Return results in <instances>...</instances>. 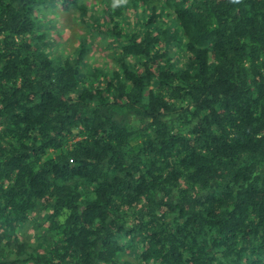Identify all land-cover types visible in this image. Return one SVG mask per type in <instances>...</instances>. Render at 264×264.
<instances>
[{"label": "trees", "instance_id": "16d2710c", "mask_svg": "<svg viewBox=\"0 0 264 264\" xmlns=\"http://www.w3.org/2000/svg\"><path fill=\"white\" fill-rule=\"evenodd\" d=\"M0 264H264V0H0Z\"/></svg>", "mask_w": 264, "mask_h": 264}, {"label": "rangeland", "instance_id": "374dc122", "mask_svg": "<svg viewBox=\"0 0 264 264\" xmlns=\"http://www.w3.org/2000/svg\"><path fill=\"white\" fill-rule=\"evenodd\" d=\"M94 58H95V56H94Z\"/></svg>", "mask_w": 264, "mask_h": 264}]
</instances>
